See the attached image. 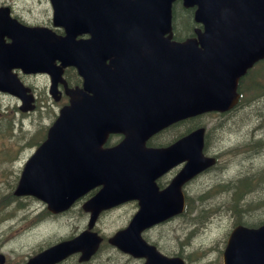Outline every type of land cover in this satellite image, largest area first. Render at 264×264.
<instances>
[{
	"label": "water",
	"instance_id": "water-1",
	"mask_svg": "<svg viewBox=\"0 0 264 264\" xmlns=\"http://www.w3.org/2000/svg\"><path fill=\"white\" fill-rule=\"evenodd\" d=\"M173 1L52 0L55 25L63 26L67 35L58 37L53 32L50 36L47 30L46 40L19 42L18 46L24 45L21 47L25 52L22 58L3 60V66L10 63L29 72L50 73L53 77V95L56 91L54 80H62L63 67L73 65L85 77L91 75L81 51L92 49L93 44L77 41L76 36L81 34H91L93 40L108 39L111 33L116 32V40H149L148 43L123 47L128 53L140 47L155 49L158 60L162 62L164 50L170 47L173 55L190 63V67H181V72L184 70L185 73H180L172 88L175 90L173 94L179 95V102L167 108L160 102L148 107L134 124L124 121L116 111L109 129L99 134L122 132L125 139L113 149L103 150L97 145L93 151L98 155L81 152L80 145L96 142L95 128L99 123L96 116L100 111L108 113L101 101L108 91L99 88L98 92L97 86H94L91 90L96 96L86 97L83 101L77 90L69 91L70 105L61 110V115L49 132L48 141L41 145L27 164L16 191L19 195L32 194L49 201L52 211L64 209L80 194L99 184L104 187L95 200L106 201L105 205L141 197L140 212L128 228L114 237L113 242L124 251L146 256L149 264H184L179 258H168L156 252L154 247L142 241L140 233L156 222L181 212L183 200L179 188L214 161L205 159L202 154L204 128L197 129L166 149L145 148V141L177 120L231 107L237 100L239 77L256 61L264 58V0H184L186 6H198L195 19L204 24V32L199 34L203 49H198L195 39L183 44L158 43L159 39H170L163 35L171 31ZM193 46H196L195 56L185 53L187 48ZM104 47L111 48L108 45ZM36 55L41 59H37ZM56 60L61 61V66L55 65ZM174 61L181 66L186 65L181 60ZM153 80L160 97L164 96L165 85L158 79ZM9 81L10 74H5L0 77V86ZM127 82L125 76L118 78V83L123 86ZM107 85L112 86L110 82ZM9 87L13 94L22 98L24 104L21 109H32L29 105L31 99L24 96L26 89L22 84L15 80ZM4 89L9 88L5 86ZM95 100L96 103L100 101L99 107ZM180 147L184 156L178 153ZM104 151H109V154L105 156ZM184 159H188L189 163L169 187L158 192L154 184L156 178ZM98 160L107 162L106 166L98 167ZM81 237L55 245L31 259L29 264L59 262L81 249ZM128 238L131 239L130 243L127 242ZM90 251L84 253L83 257L88 258L86 256ZM225 255L226 264H264V227L238 226L229 239ZM1 261L2 264L3 259Z\"/></svg>",
	"mask_w": 264,
	"mask_h": 264
},
{
	"label": "rangeland",
	"instance_id": "rangeland-1",
	"mask_svg": "<svg viewBox=\"0 0 264 264\" xmlns=\"http://www.w3.org/2000/svg\"><path fill=\"white\" fill-rule=\"evenodd\" d=\"M0 3L10 5L15 14L29 22L50 23L52 19L48 0H0ZM177 24L180 31L183 30L182 23ZM25 83L40 97L34 112L22 113L17 99L0 94V199L15 198L13 191L24 164L35 150L33 145L43 138L63 103L54 102L47 94V77H26ZM201 122L207 123L208 151L220 156L219 165L187 185L191 211L149 232V236L163 251L178 252L189 264H219L227 237L236 223L244 221L257 225L264 222V88L247 92L244 104L231 113L206 115ZM184 126L169 131L160 141H171L173 135L184 131ZM244 185L248 192L237 200L236 190ZM12 208L15 216L25 221L27 213L13 205ZM74 214L59 217L56 225L33 226V232L20 231L19 225L0 227L3 232L0 233V254L8 260L25 257L27 252L68 235L78 224L73 222L80 220H70ZM122 221L116 216L107 217L103 225L114 232ZM14 230L16 233L11 234ZM46 233L47 240L39 244V238ZM117 262L126 263L123 258H117Z\"/></svg>",
	"mask_w": 264,
	"mask_h": 264
},
{
	"label": "flooded vegetation",
	"instance_id": "flooded-vegetation-1",
	"mask_svg": "<svg viewBox=\"0 0 264 264\" xmlns=\"http://www.w3.org/2000/svg\"><path fill=\"white\" fill-rule=\"evenodd\" d=\"M5 6L10 8L11 14L14 17L18 18L21 22H23L26 25L47 27V25L49 24L47 21L29 22L26 19H24L23 16H19L15 14L10 5L6 3H0V8L5 7ZM7 27H9V25H6V23L3 21L2 16H0V30L3 32V30L6 29ZM2 32H0V36L2 35ZM7 40L9 41L10 39L7 38ZM17 72L21 76L23 81H25L26 77L36 78V77L42 76V75H23L20 71H17ZM65 79H66V82L71 87H80V88L83 87V84H84L83 77L78 72H76V70L72 68H69L66 70ZM49 83H50V80H49ZM59 89L62 91L61 99L63 100L64 98H66L68 100V98L64 95L63 85H59ZM35 96H36L35 101L37 103L38 95L35 93ZM135 98L137 99V97ZM101 101L105 105H107L108 108H110L111 105H113L114 107L116 105L115 98L110 97V96L108 97L106 96L102 98ZM96 104H97V107H99L100 101H98ZM128 106L133 109L136 108L135 104L128 103ZM194 119L195 118L187 121L188 122L187 126L183 127L184 134H180L178 132L177 134L173 135L174 138L171 141L170 140L165 141V142L160 141L166 135V133H168L170 130H174V129L179 130V128L183 126L184 124L183 122L167 130L160 131L152 135L146 140L145 146L146 147H157V148H164V147L170 146L172 143L178 141L184 135H186L187 133H190L191 131L195 129L196 125H195ZM101 137H103L101 149L107 150V149H111L115 147L123 139L124 135L116 134L113 132H110L107 135L98 134L97 135L98 142L101 139ZM99 147L100 145H98V148ZM88 153L90 155H94V154L98 155V152H95L93 150L88 151ZM108 154H109V151L108 152L104 151L105 156H107ZM205 155L215 157L217 159V162H218V159H220V156H218L216 152H211V151L209 152L205 150ZM106 164L107 162H104L101 160L97 161V166L100 168H104ZM182 166L183 164L176 166L170 172L163 175L157 180V186H158L159 191L164 190L169 185L171 179L179 172ZM217 166L218 165L216 163L214 167L212 168H215ZM212 168L207 169L203 173L207 172L208 170ZM197 177L187 181L182 186V192H183V196L185 200L183 212L167 219L164 222L162 221V223H159L156 226H153L149 229H145L141 233L143 240L155 246L156 250L159 253L169 256V257L181 256L182 258H184L186 264H189V263L187 262L186 258L182 256L180 253L174 252V251L172 252L163 251L162 248L157 244V242L151 239V237L149 236V232L156 230L159 227H162L164 224H169L181 217H184L191 211L190 201H189L190 199H189V196L187 195L186 187L190 182H193ZM103 186L102 185L95 186L88 193H86L79 199L75 200L74 203L67 210L61 213H57V214L52 212L49 209L48 204L42 200L18 199V198L13 199L11 197L1 199L0 200V214L3 213L4 215L3 217H0V227L19 225V227H21L20 231L27 230L29 232H33L31 229L33 226H36V225L37 226H40V225L48 226L50 224L56 225L59 223V219H58L59 217L67 216L71 212H75V214L70 217V220L71 219L75 220L76 218L80 219L79 221L75 220L76 222H73V223H78V224L74 226L75 229L68 235L62 236V237L59 236V238L50 241V243H47L45 246L38 248L34 252H31V253L27 252L25 254L26 255L25 257H18V258L16 257L14 260H10V259L8 260L7 257L4 256L5 264H29V262L31 261L33 257L46 251L47 249H49V247L55 244L62 243V242L73 241L81 235H82L81 242H80L82 245L81 249L68 254L62 260L54 264H118L117 258L125 259L126 261L125 264H147L148 258L146 256L133 255L131 253L124 252L112 243L113 236L117 232L125 229L133 221V219L139 212L140 207H141L140 200H137V199L124 200L120 202L119 204H115L112 206H106V207H99V208L88 206L89 204H91L92 197L97 192H99L103 188ZM32 203H39L41 205H33ZM12 205L15 206V209L23 210L24 213H27V218L25 219V221H23V217L15 216ZM7 212H10V213L7 214ZM115 216L118 218H121L123 221H122V224H120V227H118L114 232L113 231L110 232L105 229V226L103 225V221H105V218L107 217H115ZM16 231L17 230L12 231L11 234L16 233ZM0 233L1 235L3 234L1 228H0ZM96 238H99V244L97 248L95 249L94 243H95ZM39 239H40L39 244L43 243L45 240H47V233ZM39 239H37V242ZM127 242L130 243L131 239L128 238ZM227 242H228V238L221 252V259H220L219 264H226L225 261L227 260V256L225 254L227 251ZM89 250H92L90 251V254L86 256L89 258L84 260V257H83L84 253H86ZM1 262L2 261L0 260V263Z\"/></svg>",
	"mask_w": 264,
	"mask_h": 264
},
{
	"label": "trees",
	"instance_id": "trees-1",
	"mask_svg": "<svg viewBox=\"0 0 264 264\" xmlns=\"http://www.w3.org/2000/svg\"><path fill=\"white\" fill-rule=\"evenodd\" d=\"M177 10H178V14H177ZM177 17H178L177 23L181 22L183 25V30H181L180 33L183 35H190L192 33L193 27L195 25L194 21H193L192 10L191 9H185V8H182L179 6L178 9H176L174 11L175 21H176ZM261 64H262V66H261ZM261 64L259 66V69L256 70V72L254 74L255 77L253 76L254 78L251 79L252 84H253L252 87H253V89L255 88L256 90H258L260 88H264V74H260V71H264V61H262ZM245 187H246V185H244V187L236 190V199L237 200H241L244 197V193L248 192ZM238 216L239 217L241 216L240 212H239ZM241 222H244V221H241Z\"/></svg>",
	"mask_w": 264,
	"mask_h": 264
}]
</instances>
